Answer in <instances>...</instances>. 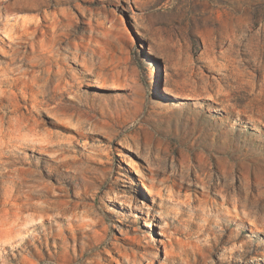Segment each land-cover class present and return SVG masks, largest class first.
Masks as SVG:
<instances>
[{"label":"rangeland","instance_id":"1","mask_svg":"<svg viewBox=\"0 0 264 264\" xmlns=\"http://www.w3.org/2000/svg\"><path fill=\"white\" fill-rule=\"evenodd\" d=\"M0 264H264V0H0Z\"/></svg>","mask_w":264,"mask_h":264},{"label":"bare ground","instance_id":"2","mask_svg":"<svg viewBox=\"0 0 264 264\" xmlns=\"http://www.w3.org/2000/svg\"><path fill=\"white\" fill-rule=\"evenodd\" d=\"M166 90H167L168 94L177 97V93H175L176 91H174V89H170V88L167 87Z\"/></svg>","mask_w":264,"mask_h":264}]
</instances>
